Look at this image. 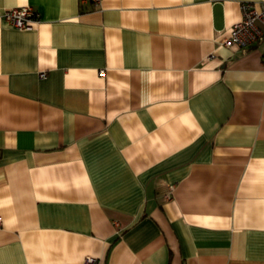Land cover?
<instances>
[{
  "label": "crops",
  "instance_id": "0c3cea01",
  "mask_svg": "<svg viewBox=\"0 0 264 264\" xmlns=\"http://www.w3.org/2000/svg\"><path fill=\"white\" fill-rule=\"evenodd\" d=\"M261 1L0 0V264H264Z\"/></svg>",
  "mask_w": 264,
  "mask_h": 264
},
{
  "label": "built area",
  "instance_id": "2783aa9c",
  "mask_svg": "<svg viewBox=\"0 0 264 264\" xmlns=\"http://www.w3.org/2000/svg\"><path fill=\"white\" fill-rule=\"evenodd\" d=\"M93 3L96 7L99 5L100 0H93ZM240 12L241 19L231 26L228 36L219 43L226 48L246 49L264 40V0L258 5L253 2H242ZM2 18L19 30H29L39 22V14L31 6H20L5 10ZM262 63L264 64V52ZM103 73L104 71H100V74ZM40 76L44 77V74ZM83 264H101V261L87 256Z\"/></svg>",
  "mask_w": 264,
  "mask_h": 264
}]
</instances>
